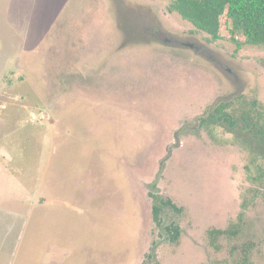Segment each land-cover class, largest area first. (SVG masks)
<instances>
[{
    "label": "rangeland",
    "instance_id": "1",
    "mask_svg": "<svg viewBox=\"0 0 264 264\" xmlns=\"http://www.w3.org/2000/svg\"><path fill=\"white\" fill-rule=\"evenodd\" d=\"M170 2L0 0V264H264L250 152L200 123L237 95L264 116V47Z\"/></svg>",
    "mask_w": 264,
    "mask_h": 264
},
{
    "label": "trees",
    "instance_id": "2",
    "mask_svg": "<svg viewBox=\"0 0 264 264\" xmlns=\"http://www.w3.org/2000/svg\"><path fill=\"white\" fill-rule=\"evenodd\" d=\"M168 9L170 12L178 13L197 30L209 34L213 40L224 38L225 26L230 34V40L235 42L238 48L246 45L264 47V0H171ZM224 18L227 20L226 24L223 23ZM200 123L205 126L222 127L250 152L247 165L249 178L263 188L264 116L258 109L257 101L248 102L242 95L222 100L206 111ZM156 182L157 180L153 183L154 188ZM150 195L154 200L152 211L155 223L165 228L168 233L167 239L176 240L181 233L180 226L172 223L164 227L162 216L166 206L173 208L176 206L170 199L151 191ZM238 231L239 225L234 223L228 229H213L210 233L216 238L218 235H236ZM148 260L149 264H158L153 252L148 255ZM248 260L245 254L244 262L240 264H248Z\"/></svg>",
    "mask_w": 264,
    "mask_h": 264
},
{
    "label": "water",
    "instance_id": "3",
    "mask_svg": "<svg viewBox=\"0 0 264 264\" xmlns=\"http://www.w3.org/2000/svg\"><path fill=\"white\" fill-rule=\"evenodd\" d=\"M178 134H179V131H177L176 132V139H177V142H176V144L175 145H180V141H179V136H178ZM171 145L169 146V149H171Z\"/></svg>",
    "mask_w": 264,
    "mask_h": 264
}]
</instances>
